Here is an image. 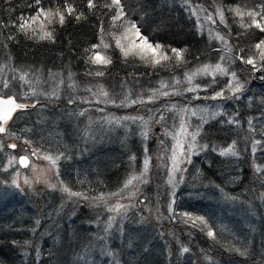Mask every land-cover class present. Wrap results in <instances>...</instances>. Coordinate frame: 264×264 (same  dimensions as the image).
I'll use <instances>...</instances> for the list:
<instances>
[{
    "label": "trees",
    "instance_id": "1",
    "mask_svg": "<svg viewBox=\"0 0 264 264\" xmlns=\"http://www.w3.org/2000/svg\"><path fill=\"white\" fill-rule=\"evenodd\" d=\"M216 1L227 13L225 31L235 53L258 57L255 45L264 39V32L252 25V17L241 18L230 9L264 15V0ZM64 2L41 0L36 5L34 0H0V63H6L15 72L10 73L12 76L20 71L41 70L46 74L48 70H63L85 89L98 87L100 92L109 89L110 98L117 102L129 91L133 94L143 90L150 81L183 77L195 65L209 63L218 56L215 50L219 47L200 33L194 20L192 4H202L197 0L187 3L185 0H121L125 15L115 21V26L112 17L116 8L109 10L104 6L111 0H94L93 9L87 7V0H68L76 11L66 14L63 25L58 17L49 18L53 19L49 24L42 15L29 22L27 35L13 26L22 16H34L38 8L63 10ZM80 12L84 15L76 20ZM256 19L260 20V16ZM124 22L135 23L151 43L186 49L183 60L170 59L152 67L147 59L125 57L115 49L107 66L97 67L88 61L94 52L92 45H100L101 38L106 43V35L114 42ZM44 31H52L54 43L38 38ZM10 35L14 39H9ZM97 53L106 54V48L101 45ZM236 67L237 72L245 70L249 77L242 97L230 106L226 118L200 126L199 142L207 145L205 158H197V161L201 159L197 167L178 173L181 186L173 189L171 218L160 225L134 211L114 219L109 226L108 217L87 209L81 210L76 219L70 218L66 207L60 208L49 194L34 203L21 198L4 199L0 195V264H264V172L256 171L258 167L264 169V79L259 78L264 76V71H249L252 66L239 59ZM97 71L104 75L96 76ZM17 85L12 83V92L3 93L2 97L20 99ZM182 100L176 97L171 107H180L175 102ZM66 108V101L60 103L50 121L58 122L63 129L73 124L74 130H79L81 123L72 120L66 124L61 117ZM25 111H19L13 119H22ZM64 115L68 118L67 111ZM131 136L132 132L128 137L124 133L117 136L112 129L107 132L106 151L96 148V170L81 179L69 177L66 182L71 191L92 197L118 190L129 174L130 160L140 157L136 140ZM231 145L236 156L219 154V150ZM151 146L155 145L149 143L148 148ZM158 186H163L162 197L168 203L170 188L165 187V182ZM148 187L151 188L150 184ZM52 209L53 215H47ZM40 210L47 220L45 225L39 221H44L43 215L38 217ZM189 216L202 217L208 228L199 221L194 225ZM209 228L215 232V238L207 235ZM184 248L189 251L184 252Z\"/></svg>",
    "mask_w": 264,
    "mask_h": 264
},
{
    "label": "rangeland",
    "instance_id": "2",
    "mask_svg": "<svg viewBox=\"0 0 264 264\" xmlns=\"http://www.w3.org/2000/svg\"><path fill=\"white\" fill-rule=\"evenodd\" d=\"M197 1L202 4H192V11L199 31L211 43H215L219 47L215 50L218 53L216 59L205 64L215 66L220 63L228 69L229 73L235 71L236 81L233 83L239 82L243 85L238 93L233 94L225 90L224 98H206L215 95L222 88H226V82L229 81L230 75L217 74L215 82H213V76L198 74L191 83H188L184 75L170 80L150 81V85L145 86L143 90L139 89L133 94L129 91L116 102L110 98L109 89L106 92L102 90L100 92L98 87L85 89L74 76L63 70H48L46 74L41 70L35 71L36 73L20 71L19 75L12 76L15 72H12L9 66L5 65L6 63H0V98H12L13 96L4 98L2 94L12 92V83L18 84L19 86L17 85L15 88L21 92V98H13L17 102L24 100L21 104L30 107L24 112L22 119L17 121L13 119L10 123L5 124L7 131L0 134L1 197L4 199H28L29 202L34 203L42 195L49 194L55 198L54 203L58 202L57 205L60 208L66 207L70 218L76 219L81 210L87 209L88 212L95 211L108 217L107 224L109 226L114 219L122 218L128 212L134 214V211L141 214L146 220L157 222L160 225L171 218L173 213L171 204L175 199L173 189L181 186L178 185V173L189 167H197L201 159L205 158L204 152L207 148L203 151L200 150L204 144H200L199 135H197L196 147L191 150L189 162L191 135H180L176 139L173 137L180 131L182 123L187 125L188 133H195L206 122L215 121L221 117L226 118V112L230 111V106L236 104V101L242 97L245 80H249L245 70L237 72L235 69L237 68L236 57L238 55L229 44L230 39L225 31L228 25L226 27L224 23H221L217 15V8L221 7L220 3L216 0ZM209 16L212 19H209ZM224 17L227 22L225 10ZM131 24L124 22L118 28L119 31L114 42L106 35V44L109 47L106 48V54L102 56L110 58L111 51L115 49L122 54L120 48L116 47V39H119L121 45L128 51L126 57L135 56L142 60L141 55H143L147 59L150 53L142 52L138 47L139 39L130 30ZM217 36H223L227 43L217 39ZM99 51H101V46L94 49L95 53ZM221 56L224 57L223 60L220 59ZM164 62L162 61L159 65ZM205 64L195 65L188 74ZM95 65L97 67L105 66V64ZM21 76H24L23 80L20 79ZM11 79L12 81H10ZM5 80L9 82L7 88L2 87V82ZM177 80L180 83H177ZM162 83L168 86L162 88ZM196 85H199L201 90L187 91L188 88ZM163 92H168L169 95L165 96L162 94ZM176 97L183 99L175 102L181 106L171 107ZM133 100L136 103H132ZM65 101L68 103V108L62 110L61 117L66 120V124H70L72 120L81 123V126H78L79 130L78 128L74 130L73 124L69 128L67 126L63 129L58 122L50 121L53 110H56L59 104ZM164 103H168L169 106L163 105ZM33 105L35 106L33 107ZM66 111L68 118H65L64 115ZM119 113L124 114L117 117ZM161 114L164 116L162 120L159 119ZM70 118L71 120H69ZM111 129L117 136H123L124 133V137H128L132 132L131 137L135 138L136 146L140 151V157L130 160L129 168L131 169L128 176L124 178L123 185L113 193L106 194L105 192L100 194L101 196L95 194L92 197L81 193V191L76 192L80 194L76 196H71L63 191L64 187L69 188L66 182L69 177L81 179L96 170V148L102 147L103 151H106V134ZM177 139L183 141V154L179 148H176L180 170L173 174L171 157ZM13 143L16 144L15 149L8 147ZM149 143H153L155 146L148 148ZM33 152L36 155H33ZM46 156L53 158L59 156V159L53 165L51 161L44 158ZM227 156H231V154ZM21 157L29 159L26 169L22 168L18 162ZM145 157L150 159L146 175L139 181L134 180L132 185L125 188L124 185L128 179L133 175H140L143 171ZM197 158L201 159L197 161ZM170 177H172L171 182ZM13 179L16 180L19 187L12 183ZM145 180L146 182H143ZM163 182L167 185L165 187L170 188L168 203L162 197L163 189L161 187L163 186H158ZM73 205L76 207L68 210ZM120 205L123 207L118 208ZM54 212L52 209L47 215L52 216ZM38 215L39 218L43 215L44 221L39 220L42 225L47 222L41 210Z\"/></svg>",
    "mask_w": 264,
    "mask_h": 264
},
{
    "label": "snow or ice",
    "instance_id": "3",
    "mask_svg": "<svg viewBox=\"0 0 264 264\" xmlns=\"http://www.w3.org/2000/svg\"><path fill=\"white\" fill-rule=\"evenodd\" d=\"M41 2V0H34V3L36 5H39ZM185 2L187 3L188 0H185ZM105 7H108L109 10H111L113 7L116 8V12L114 14V16L112 17L113 19V25L115 26V21L121 19L124 15V6L121 4V0H111L110 4H105ZM87 7L89 9H93L94 7H96V4L94 3V0H87ZM264 7V6H262ZM231 11H233L235 13V15L240 16L241 18L244 15H248L250 17H252V25H254L256 28H258L261 32H264V23H261V20H264V15H262L260 12H256V11H250V12H243L241 11L239 8H233L230 9ZM75 8L68 3V0H65L64 5H63V10H61V8L57 7L54 11L52 9H48L45 10L44 8H38L36 11V14L32 17H20L19 18V23L14 24L13 26L17 28L18 31H24L25 35H27V29L26 26L29 24L30 21L34 22L36 21L40 16H44L47 20L48 23L51 24L53 22V19H49V18H55L58 17V21L61 25H63L65 18H66V14L67 15H72L75 12ZM84 15L83 12H80L78 14H76L75 18L76 20L81 19V17ZM217 15L219 17V20L221 23H224L225 26L227 27V22L225 20L224 17V10L222 7H218L217 8ZM260 16V20H257L256 18ZM209 19H212L211 16H209ZM213 23H215V21H213ZM130 30L134 32L135 36L139 39V45L138 47L141 48L142 52H148L150 53V55L147 57V61L148 63L151 64L152 67H155L156 65L161 64L162 61H166V60H175L176 62H181L183 60V53L186 51V49H177L174 47L169 46H165L162 45L161 43H151L149 42L148 38L146 36H144L140 29L137 28L135 23H132L130 26ZM101 31H103V29H101ZM9 39H14L13 36H9ZM29 39H31L32 37L29 36ZM40 40H44L47 39L51 42H55V38L53 36L52 31H44L42 32L39 37ZM217 39L223 41L225 44L227 43L226 40H224L223 36H217ZM101 45H103L104 48L109 47L108 44L104 43L103 38H101V44L100 45H92V48H98ZM116 47L120 48L122 54L125 55V57L128 55V51L126 50V48L124 46L121 45V42L119 39H116ZM255 49L259 50L258 53V57L254 56V55H247L245 56H237L236 59H239L241 61V63L246 64V65H251V69H248L249 71L255 70V71H264V39H262L259 43H257L255 45ZM85 51H90L89 49H85ZM142 59H145V57L143 55H141ZM88 61H91L93 64H110L112 61L110 58H107L105 56H102L100 53H95L93 52L91 55L88 56ZM221 60L224 59L223 56L220 57ZM91 74V73H89ZM211 75L213 76V82H215V76L217 74L220 75H230V79L229 81L226 82V88H222L220 91L216 92L215 95L211 96V97H206V98H211V99H217V98H224V92L225 90L230 91L231 93L235 94L241 91V89L243 88V85L240 84L239 82H236L235 84L233 83L234 81H236V73L235 71L229 73L228 69L226 67H223L220 63H217L215 66L212 65H203L200 68H197L194 72H192L191 74L185 73V76L187 78L188 83H191L192 80L194 79V77L196 75ZM96 76H102L104 75V73L102 71H97L95 72ZM260 79H264V76L259 77ZM15 79V78H13ZM20 79H24V76H21ZM177 83H180L179 80H177ZM9 82L7 80L2 82V87L7 88L8 87ZM168 85L166 84H161V87H167ZM200 89L199 85H196L194 87H190L187 89V91L190 92H196ZM163 95L167 96L169 95L168 92H163ZM105 95H107V93H105ZM199 98V97H196ZM70 103L72 102L71 100L69 101ZM132 103H136L135 100L132 101ZM35 105H33L34 107ZM27 107V105L25 104H16L14 100H4V101H0V121H2L3 123H0V134H3L7 131L6 127L4 126V124H6L7 120L10 119L11 117V113L17 109H23ZM185 111H187V109H185ZM195 114V113H193ZM164 116L163 114L160 115L159 119H163ZM229 123H232L233 121H228ZM249 125H251V121H249ZM180 135H191L192 137V143L189 144V153H188V157H189V162H190V155H191V150L194 149L196 147V136L199 135V131L195 132V133H188L187 131V125L182 123L180 125V131L176 133V135L173 137L174 139H176L177 137H179ZM257 144L259 143V141L256 142ZM8 147L15 149L16 148V144H10L8 145ZM207 147V145H203L200 147V150L203 151L205 148ZM176 148L180 149L181 154H183V141L177 139V144L175 146V148L173 149V154L171 157L172 160V172L173 174L175 173V171H179V157L177 155L176 152ZM214 151L216 150L215 148L213 149ZM256 151L255 146H253V152ZM220 155L222 156H227L229 154H231L232 156H236L237 153L234 151V145L228 146L227 148L221 149L219 152ZM33 155H36L35 152H33ZM45 159H48L49 161L52 162L53 165H55L56 160L59 159V156H56L55 158H53L52 156H46L44 157ZM133 159H135L133 157ZM19 164L22 166L27 167L28 166V158L27 157H21L19 159ZM11 163V161H10ZM149 163H150V159L148 157H145L144 161H143V171L140 173V175H133L130 179L127 180L126 184L124 185L125 188H127L129 185L133 184L134 180H141L142 177H144L148 171L149 168ZM256 171L259 172H264V169L262 168H257ZM172 177H170V182H171ZM26 183H28V181H25ZM143 182H146L143 181ZM13 184H16L17 187H19V184H17L16 180L13 179L12 181ZM63 191L67 192L69 195L71 196H76V195H80L76 192H72L69 188L64 187ZM262 198H264V194H262ZM119 207H123V205L118 206ZM188 214L185 213V216H187ZM188 219L192 220L193 224L195 225L197 221H199L200 224H203L205 228H208V225L206 224V222L203 220L202 217H188ZM207 235L209 237L215 238V232L212 231L210 228L207 231ZM184 252H188L189 249L188 248H184L183 249ZM243 254V253H242Z\"/></svg>",
    "mask_w": 264,
    "mask_h": 264
},
{
    "label": "water",
    "instance_id": "4",
    "mask_svg": "<svg viewBox=\"0 0 264 264\" xmlns=\"http://www.w3.org/2000/svg\"><path fill=\"white\" fill-rule=\"evenodd\" d=\"M9 99L14 100L16 104H20V103H18V102L15 100V98H13V97H12V98H8V99L0 98V101L9 100ZM29 108H30V107L27 106V107H25V108H23V109H20V108L15 109V110L11 113V117H10V119L12 118V116H13L16 112H18V111H20V110L24 111V110H27V109H29ZM10 119H8L7 121H9ZM0 122L3 123L2 121H0ZM28 165H29V159H28ZM21 167L24 168V169H26L28 166L25 167V166H22V165H21Z\"/></svg>",
    "mask_w": 264,
    "mask_h": 264
},
{
    "label": "flooded vegetation",
    "instance_id": "5",
    "mask_svg": "<svg viewBox=\"0 0 264 264\" xmlns=\"http://www.w3.org/2000/svg\"><path fill=\"white\" fill-rule=\"evenodd\" d=\"M1 123V122H0ZM9 122H7V124H8Z\"/></svg>",
    "mask_w": 264,
    "mask_h": 264
}]
</instances>
